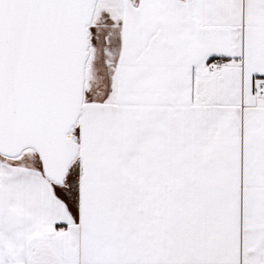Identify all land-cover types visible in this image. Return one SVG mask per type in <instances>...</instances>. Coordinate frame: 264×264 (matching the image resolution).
Here are the masks:
<instances>
[{
  "label": "snow or ice",
  "instance_id": "1",
  "mask_svg": "<svg viewBox=\"0 0 264 264\" xmlns=\"http://www.w3.org/2000/svg\"><path fill=\"white\" fill-rule=\"evenodd\" d=\"M0 264H264V0H0Z\"/></svg>",
  "mask_w": 264,
  "mask_h": 264
}]
</instances>
